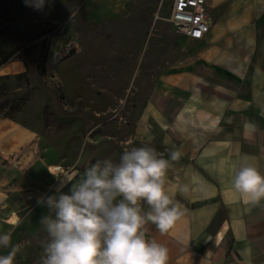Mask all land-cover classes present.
Masks as SVG:
<instances>
[{"label": "rangeland", "instance_id": "rangeland-1", "mask_svg": "<svg viewBox=\"0 0 264 264\" xmlns=\"http://www.w3.org/2000/svg\"><path fill=\"white\" fill-rule=\"evenodd\" d=\"M173 3L0 0V116L26 128L42 156L23 193L0 213V234L11 232V245L20 242L13 264H41L46 233L39 220L47 209L36 200L57 194L60 179L76 183L94 163L118 161L130 147L167 154L134 139L150 94L175 90L202 46L175 31ZM52 166L66 176L50 173ZM10 214L16 223L7 228ZM10 250L0 247V255Z\"/></svg>", "mask_w": 264, "mask_h": 264}, {"label": "crops", "instance_id": "crops-1", "mask_svg": "<svg viewBox=\"0 0 264 264\" xmlns=\"http://www.w3.org/2000/svg\"><path fill=\"white\" fill-rule=\"evenodd\" d=\"M210 1L191 75L152 92L137 124L135 141L168 151L164 189L181 211L167 232L150 221L143 230L168 249L167 264H264V199L245 203L232 185L242 157L264 175V0ZM41 158L36 138L0 116V213Z\"/></svg>", "mask_w": 264, "mask_h": 264}, {"label": "clouds", "instance_id": "clouds-1", "mask_svg": "<svg viewBox=\"0 0 264 264\" xmlns=\"http://www.w3.org/2000/svg\"><path fill=\"white\" fill-rule=\"evenodd\" d=\"M178 156V151L170 153L172 160ZM167 166L155 148L130 147L118 161H97L76 183L60 179L57 194L36 200L47 209L39 220L46 233L41 264H167L168 249L149 240L143 230L150 221L167 232L181 215L164 189ZM66 184L67 193L62 191ZM232 185L250 197L245 203L264 199V175L247 157H242ZM141 202L148 212L142 211ZM10 246L7 255H0V264H13L20 247L11 245V232L0 234V247Z\"/></svg>", "mask_w": 264, "mask_h": 264}, {"label": "built area", "instance_id": "built-area-1", "mask_svg": "<svg viewBox=\"0 0 264 264\" xmlns=\"http://www.w3.org/2000/svg\"><path fill=\"white\" fill-rule=\"evenodd\" d=\"M171 23L179 35L188 40L201 41L211 25L207 0H173ZM198 33V34H197ZM63 174L64 171H58Z\"/></svg>", "mask_w": 264, "mask_h": 264}, {"label": "bare ground", "instance_id": "bare-ground-1", "mask_svg": "<svg viewBox=\"0 0 264 264\" xmlns=\"http://www.w3.org/2000/svg\"><path fill=\"white\" fill-rule=\"evenodd\" d=\"M61 169L60 168H58V167H56V166H52V168H50V172L52 173V172H54V171H60ZM14 223H16V222H14Z\"/></svg>", "mask_w": 264, "mask_h": 264}, {"label": "trees", "instance_id": "trees-1", "mask_svg": "<svg viewBox=\"0 0 264 264\" xmlns=\"http://www.w3.org/2000/svg\"><path fill=\"white\" fill-rule=\"evenodd\" d=\"M7 59H8V57H4L3 60H2V62H4V61L7 60Z\"/></svg>", "mask_w": 264, "mask_h": 264}, {"label": "snow or ice", "instance_id": "snow-or-ice-1", "mask_svg": "<svg viewBox=\"0 0 264 264\" xmlns=\"http://www.w3.org/2000/svg\"><path fill=\"white\" fill-rule=\"evenodd\" d=\"M198 34V33H197Z\"/></svg>", "mask_w": 264, "mask_h": 264}]
</instances>
